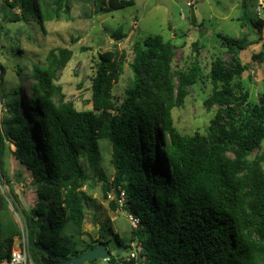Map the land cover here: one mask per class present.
<instances>
[{
  "label": "trees",
  "instance_id": "1",
  "mask_svg": "<svg viewBox=\"0 0 264 264\" xmlns=\"http://www.w3.org/2000/svg\"><path fill=\"white\" fill-rule=\"evenodd\" d=\"M41 1L49 9L44 18H58L63 9L67 11L65 0ZM91 1L97 14L134 6L132 0ZM241 4L242 27L260 34L263 21L249 18ZM38 16L42 17L35 0H0V37L2 23ZM119 31L116 40L124 37ZM222 40L230 54L250 45L245 39ZM192 46L199 49L197 43ZM173 48L161 36L134 43L132 79L122 98L113 90L124 69V56L100 55L91 80L89 111H77L55 84L56 74L72 57L66 48L49 51L46 65L33 68L26 115L17 89L2 94L8 97L0 123V157L5 143L14 146L12 155L31 173L37 196L33 207L24 208L5 178L24 222L31 264L64 263L99 244L109 249L101 234L82 250L73 242L91 199L83 190L91 179L83 163L101 182L105 199L112 192L119 200L122 195L121 205L113 201L110 206L137 220L131 243L141 246L135 259L111 255L105 263L87 264H264V153L251 158L264 143V95L244 114L241 107L247 96L239 80L248 65L236 61L227 67L217 58L210 65L212 92L204 106L219 110L205 135H181L171 112L183 105L188 89L203 72L198 56L186 70L172 71ZM101 142L110 146L111 182L98 170ZM21 177L16 175L19 181ZM7 209L0 192V264L10 262L14 237L21 236ZM115 243L113 250L133 249L121 239Z\"/></svg>",
  "mask_w": 264,
  "mask_h": 264
},
{
  "label": "rangeland",
  "instance_id": "2",
  "mask_svg": "<svg viewBox=\"0 0 264 264\" xmlns=\"http://www.w3.org/2000/svg\"><path fill=\"white\" fill-rule=\"evenodd\" d=\"M47 2H50L46 0ZM130 1V0H127ZM134 6L110 13L95 12L91 0H65L67 8L58 18H44L49 12L41 0H35L41 16L28 19V22L2 23L0 37V123L6 114L5 99L18 90L21 100V112L26 115L27 101L33 80V68L44 67L49 51L66 48L72 57L65 68L56 74L55 84L61 87L65 100L81 111L92 110L91 80L100 55L111 53L116 59L124 56L125 65L119 82L114 86L116 97L122 98L130 84L132 73L130 63L133 59L132 45L148 36H161L164 42H170L173 48L172 71H184L198 56L202 69L201 80L188 89L183 105L171 112L174 128L183 136L195 133L206 134L210 121L219 108L207 109L204 101L211 95L212 85L208 78L211 63L219 58L225 66L233 62L248 65L239 84L242 93L246 94V103L241 107L248 115L253 106L258 105L264 95V2L262 0H132ZM245 3L246 14L253 20L263 21L260 34L256 29L242 27L240 20ZM124 36L115 39L117 31ZM257 31V32H256ZM223 37L236 40L245 39L250 43L243 51L230 54L223 44ZM197 43L198 50L193 48ZM261 54L262 58L253 60ZM2 127H0V130ZM1 133V131H0ZM14 146L5 143L4 154L0 157V192L7 204V212L21 232L14 237L12 251L26 242L24 222L21 213L10 195V188L5 185V178L12 182V190L24 208H31L37 202L35 186L31 173L12 155ZM264 153V143L254 154ZM110 146L99 143V173L109 182L113 180L114 169L110 164ZM230 156V155H229ZM90 180L83 187L91 199L85 207V217L79 235L73 239L77 250L83 244L97 242L101 236L108 242V248H116V239L132 244L133 224L129 216L120 207L111 208L110 202L121 205L114 192L103 196L101 182L96 179L93 170L84 164ZM21 174V181L16 175ZM111 231V232H110ZM73 230L68 229L67 233ZM64 235H67L64 232ZM74 235V234H73ZM115 236L117 238H115ZM82 242V243H80ZM134 244V243H133ZM132 244V245H133ZM126 249H121L122 251ZM12 253V252H11ZM126 253L120 255L125 258ZM102 262V261H101ZM9 264V263H4ZM87 264V263H85Z\"/></svg>",
  "mask_w": 264,
  "mask_h": 264
},
{
  "label": "water",
  "instance_id": "3",
  "mask_svg": "<svg viewBox=\"0 0 264 264\" xmlns=\"http://www.w3.org/2000/svg\"><path fill=\"white\" fill-rule=\"evenodd\" d=\"M257 32V31H256ZM128 249L122 251L112 250L109 251L103 244L97 245L95 248H92L79 257H74L64 263H50L48 261H43L44 264H85L92 261H102L107 258H110L111 255H120L127 252Z\"/></svg>",
  "mask_w": 264,
  "mask_h": 264
},
{
  "label": "built area",
  "instance_id": "4",
  "mask_svg": "<svg viewBox=\"0 0 264 264\" xmlns=\"http://www.w3.org/2000/svg\"><path fill=\"white\" fill-rule=\"evenodd\" d=\"M122 201H123V197L121 195V198L119 200L120 204H122ZM130 218V221L132 222V226L133 228H136L137 227V220L133 219L131 216H129ZM133 249L128 251L126 253V260H130L131 258L135 259L136 257H138V254H140L141 252V246L140 244H133L132 245ZM109 260V258L105 259V260H102V262H107ZM9 264H31L30 260H29V255H28V252H27V248H26V242H22L21 245H20V248L15 250V251H12L11 253V258H10V262Z\"/></svg>",
  "mask_w": 264,
  "mask_h": 264
}]
</instances>
